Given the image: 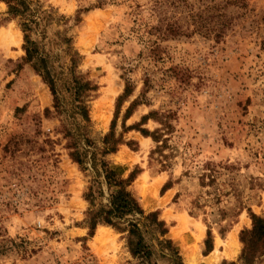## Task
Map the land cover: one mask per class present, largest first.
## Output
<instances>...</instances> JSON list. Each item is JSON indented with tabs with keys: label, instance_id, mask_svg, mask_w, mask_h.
Segmentation results:
<instances>
[{
	"label": "rangeland",
	"instance_id": "374dc122",
	"mask_svg": "<svg viewBox=\"0 0 264 264\" xmlns=\"http://www.w3.org/2000/svg\"><path fill=\"white\" fill-rule=\"evenodd\" d=\"M39 1L68 19L65 34L71 37L70 52L78 55L75 72L97 86L85 102L89 121L83 132L90 142L101 145L122 77L133 86L128 100L139 92L144 75L150 83L146 101L131 109L125 125L151 109L171 112L163 148L166 167L149 156V137L121 132L128 100L119 107L114 134L134 140L135 148L118 144L105 159L122 177L133 172L130 191L145 212L157 211L167 227L163 237L170 239L180 263L186 264V255L170 232L181 219H186L180 231L183 247L196 250L197 264L238 262V231L250 225L244 208L264 215V189L254 184H264V0H103L100 7H94L96 0ZM4 11L0 2V264H146L129 253L125 232L97 225L92 236L86 235L83 219L89 204L82 195L100 177L90 170L87 157L81 171L67 155L61 120L78 111L68 90L69 54L56 36L63 25L47 26L42 38L31 36L52 57L56 109L46 83L21 62V32L15 19H3ZM166 22L175 33L156 38L149 27ZM152 41L158 44L155 54ZM169 66H176L180 79L171 76ZM73 117L81 123L78 114ZM69 126L74 131L72 121ZM157 126L152 120L143 124L149 130ZM79 144L85 145L82 139ZM206 160L235 166L231 174L240 203L235 196H221L219 205L243 209L222 237L218 229L225 221L215 219L216 204L205 201L211 196L203 191L228 186L223 176L208 188L199 186L197 170ZM167 180L170 186L160 193ZM206 225L214 247L203 254ZM103 231L105 239L96 241ZM230 237L236 240V253L229 257L222 252ZM144 238L151 264H175L168 249L149 234ZM216 250L217 258L206 263L204 258Z\"/></svg>",
	"mask_w": 264,
	"mask_h": 264
},
{
	"label": "trees",
	"instance_id": "16d2710c",
	"mask_svg": "<svg viewBox=\"0 0 264 264\" xmlns=\"http://www.w3.org/2000/svg\"><path fill=\"white\" fill-rule=\"evenodd\" d=\"M5 5V16L3 19H15L17 26L21 32L22 43L21 49L23 55L21 62L28 64L31 69L37 73L41 80L46 83L49 92L52 96L53 106L59 109L57 92L55 89L56 73L53 71L52 57L48 51L44 50L40 40H36L31 36L39 35L41 38L45 34V29L51 24L63 25L61 31H56V36L61 45H64V51L69 54V87L72 100L75 102V108L78 112H70V115H65L66 112H55L58 115H65L61 120V125L64 127V135L68 139L67 147L69 148L67 155L71 161L75 162L81 171L86 170L85 158L90 161V170L95 171L96 176L100 177L97 188L87 187L83 198L88 202L89 207L85 210L83 219L87 229L86 235L92 236L97 225H104L113 228L119 232H125L126 245L131 256L140 258L146 264L150 263L151 250L150 245L145 241L144 234L157 241V243L168 249L173 255L175 264H181L177 251L173 248L170 239L163 236L167 233V227L163 220L158 218L156 210L145 212L138 204L137 199L129 189L131 182L134 179L133 172H129L125 177H122L105 159V155L116 151L118 144H125L132 150L135 148L134 140H123L121 134H114V126L118 117V110L123 101H127L133 91V86L127 78L122 77L123 87L120 94L115 98L114 110L109 122L108 130L101 138V145L96 146L89 141L83 130L89 121L86 100L90 93L95 92L97 86L90 80L75 72L78 55L71 50V37L65 34L67 27V18L61 14H56L51 7L43 8L39 0H0ZM103 5V0H96L94 7ZM153 11H155L153 9ZM78 16L73 17L74 22H78ZM159 21V20H157ZM160 23V22H159ZM153 32H156V38L175 33V28L168 22L163 26L156 24L149 27ZM41 43V44H40ZM151 52L155 54L158 44L155 41L151 42ZM171 76L175 79H180L181 74L176 69V66H169ZM150 87L147 76H143L142 85L137 95L128 100V104L120 116L121 132L133 130L138 132L143 137H149L153 143V147L149 150V156H155V160L159 162L161 167H166L169 164L167 154L163 152L166 147L168 132L171 129L169 118L171 112H159L151 109L142 114L139 119L131 124L125 125V120L131 115V109L137 104L146 101L145 93ZM60 111V110H58ZM80 116V122L74 120V114ZM72 118H70V117ZM148 120H152L158 124L157 127L149 130L143 127ZM74 123V131L69 126V123ZM79 139L83 140L85 145L79 144ZM90 146V147H89ZM235 166L230 162H213L206 160L200 164L198 171V184L200 187L212 186L218 178L223 176V183L228 186V189H219L213 187L212 190L206 189L203 192L207 196H211L205 201H212L216 204L215 213L216 220L225 221L218 229L219 235L222 237L228 231L231 224L235 222L243 206H238L237 210L232 207L225 208L221 203V196H235L237 201L240 200L234 176L231 174ZM253 181V180H252ZM260 189H264V184L260 182L254 183ZM104 186V190L102 187ZM170 186L169 180L165 181L160 188V193ZM96 196L99 198L95 202ZM198 206L199 200H194ZM195 206V205H194ZM249 220V227H243L238 231V241L241 244L237 261L222 260L220 264H262L264 262V215H256L249 207L244 208ZM140 222L141 227L138 223ZM215 222V221H214ZM204 253L211 250V232L209 225H206L205 238L203 240Z\"/></svg>",
	"mask_w": 264,
	"mask_h": 264
},
{
	"label": "bare ground",
	"instance_id": "6f19581e",
	"mask_svg": "<svg viewBox=\"0 0 264 264\" xmlns=\"http://www.w3.org/2000/svg\"><path fill=\"white\" fill-rule=\"evenodd\" d=\"M158 182H159V180H155V182L153 181V183H152L153 188L156 187V184H158ZM148 195H149V193H146L143 191V198L144 199L148 198ZM168 196L169 195H166V197L162 198L160 203L165 202L167 200ZM162 216L164 218H166L167 212L162 213ZM185 223H186V219H181L179 221L178 227L175 229H172L170 234L180 241L179 245L182 248V251L184 252V254L186 255V264H197V257H196L197 252H196V250L194 248L185 249L184 248V247H186L185 245L183 247V241L181 240L182 237L180 235V231L184 227ZM105 237H106V234L104 233V231L100 232V234H98L96 241L102 242L105 239ZM184 244H186V243H184ZM227 244H228L227 248L222 253H224L226 256H229V257L233 256L236 253V240H235V238L230 237V240L228 241ZM217 254H218V251L216 250L213 253L209 254V256L205 257L204 261L206 263H210V262L214 261L217 258Z\"/></svg>",
	"mask_w": 264,
	"mask_h": 264
},
{
	"label": "crops",
	"instance_id": "0c3cea01",
	"mask_svg": "<svg viewBox=\"0 0 264 264\" xmlns=\"http://www.w3.org/2000/svg\"><path fill=\"white\" fill-rule=\"evenodd\" d=\"M213 247H214V239H213V241H212L211 250H212ZM211 250H210V251H211ZM210 251H209V252H210ZM212 252H213V251H212Z\"/></svg>",
	"mask_w": 264,
	"mask_h": 264
}]
</instances>
